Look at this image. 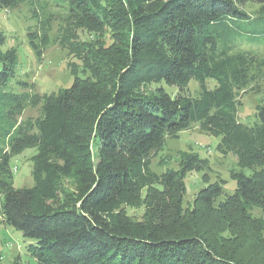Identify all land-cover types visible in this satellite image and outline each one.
<instances>
[{
  "label": "trees",
  "instance_id": "1",
  "mask_svg": "<svg viewBox=\"0 0 264 264\" xmlns=\"http://www.w3.org/2000/svg\"><path fill=\"white\" fill-rule=\"evenodd\" d=\"M254 3L263 18L264 0H52L57 14L47 0H0V9L28 7L36 55L58 20L53 42L85 73L56 92L23 80L14 91L16 49L0 48V222L30 240L37 264H264V221L250 214L264 211V95L252 124L238 114L241 96L264 93V54L235 44L250 18L240 7ZM78 30L109 42L80 41ZM161 82L177 93L150 87ZM193 124L220 137L216 149L239 170L231 194L210 182L189 207L185 176L200 158L160 174L150 161ZM27 148L33 184L14 187L10 160ZM126 206L142 207L141 218Z\"/></svg>",
  "mask_w": 264,
  "mask_h": 264
},
{
  "label": "rangeland",
  "instance_id": "2",
  "mask_svg": "<svg viewBox=\"0 0 264 264\" xmlns=\"http://www.w3.org/2000/svg\"><path fill=\"white\" fill-rule=\"evenodd\" d=\"M47 1L50 6L52 0ZM258 6L254 3L240 7L249 14L250 18L242 20L237 25L240 35L235 44L238 48L264 54V17L257 16ZM49 8L56 14L59 12L54 6ZM35 23L27 6L23 5L14 10L0 9V33L3 36L0 48L4 50L10 46L15 47L18 58L12 89L20 91L15 81L23 80L32 83L35 91L42 95L68 87L74 74L83 76L85 73L82 72V61L79 57L61 47L58 41L53 42L59 26L58 20L52 21L51 42L40 55H36L27 38L28 26L32 28ZM77 35L80 41L91 40L96 44L103 39L105 43L109 42L106 32L96 35L78 30ZM207 84L209 87H213L215 82L209 79ZM157 86L162 87L169 94H176L178 91L176 86L167 85L164 82L150 85L153 88ZM262 86L264 88V83ZM198 90V82L191 80L187 87L189 94L194 96ZM263 95L264 93H249L241 96L238 114L243 123L250 125L254 122L255 108L262 102ZM36 114V108H27L24 116H36ZM219 140L220 137L208 135L200 131L197 124H193L190 129L181 131L178 138L165 140L163 149L151 158L150 168L157 174L169 168L177 169L180 167L181 160H185L190 154H195L200 158V161L196 169L186 173V191L183 205L191 207L196 192L210 182L221 184L223 190L221 197H224V195L234 191L235 181L231 178V172L239 170V167L236 163V157L231 151L216 149ZM34 153L35 148H27L11 158L14 187L33 184L31 157ZM244 173L249 174L250 170L245 169ZM125 208L129 215L134 216V218H141L142 207L126 206ZM250 214L264 221V211L260 208L253 207ZM29 243L30 240L24 238L19 230L0 222V264H37L27 252Z\"/></svg>",
  "mask_w": 264,
  "mask_h": 264
}]
</instances>
